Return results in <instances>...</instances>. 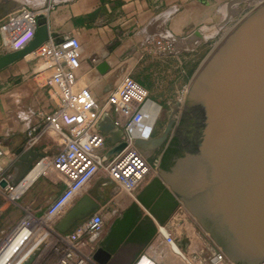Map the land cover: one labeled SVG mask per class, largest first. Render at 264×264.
<instances>
[{"label": "crops", "instance_id": "crops-1", "mask_svg": "<svg viewBox=\"0 0 264 264\" xmlns=\"http://www.w3.org/2000/svg\"><path fill=\"white\" fill-rule=\"evenodd\" d=\"M52 2L53 7L47 17L49 30L58 37L73 36L79 39L82 54L81 66L77 70V88L91 90L101 106L105 105L108 95L122 80L131 75V67L143 59L145 63L178 59L182 68L179 74L189 77L183 86L184 96L190 78L214 44L257 3L256 0ZM2 37L0 31V48ZM153 38L172 42L174 54L161 57L145 53V42ZM102 64H105V69L99 68ZM49 77L50 70L43 69L41 61L21 59L0 70V141L6 150L3 161L13 184L27 174L36 159H50L64 147V141L54 132L45 134L32 148L26 147L27 132L32 127L38 129L43 123L40 112L49 113L56 108L55 99L47 86ZM138 82L148 92H153L149 84ZM152 99L163 107L161 98ZM117 119L122 124L127 121L126 117L109 111L100 124L107 139L106 149L110 151L122 142L124 125H117ZM155 129L151 137H159L165 130L155 134ZM166 147L158 154L161 146L153 147L150 143L137 146L152 168L134 194L120 190L114 182L96 179L73 201L71 210L79 206L83 216L71 229L95 212L102 214L105 227L100 244L106 245L112 254L108 264H136L146 254L157 264H187L173 252L159 231L160 226L170 228L173 233L176 232L173 235L182 249L189 254L192 252L194 230L186 211L181 209L184 204L157 171ZM153 159L154 163L151 162ZM45 163L48 169L50 164ZM56 172L53 176L61 180L60 195L67 187V178ZM45 183L42 181L38 184L34 194L29 197V203L38 214L51 204L39 199ZM83 246L87 248L86 244Z\"/></svg>", "mask_w": 264, "mask_h": 264}, {"label": "water", "instance_id": "water-1", "mask_svg": "<svg viewBox=\"0 0 264 264\" xmlns=\"http://www.w3.org/2000/svg\"><path fill=\"white\" fill-rule=\"evenodd\" d=\"M38 23L30 44L0 55V70L47 40L48 18L40 17ZM174 136L179 150L167 170L162 160ZM149 143H168L158 173L229 259L264 263V0L214 44L163 133L135 142ZM126 145L121 142L110 153ZM80 210L72 208L58 229L73 226L83 216ZM111 256L106 245L94 253L101 264Z\"/></svg>", "mask_w": 264, "mask_h": 264}, {"label": "built area", "instance_id": "built-area-1", "mask_svg": "<svg viewBox=\"0 0 264 264\" xmlns=\"http://www.w3.org/2000/svg\"><path fill=\"white\" fill-rule=\"evenodd\" d=\"M52 3L50 0L45 8L38 10L23 7L3 19L0 31L4 45L9 46L12 51L30 44L36 36L39 18L48 17ZM143 51L167 57L174 54V44L161 38H153L145 42ZM81 54L79 39L73 36L58 37L49 30L47 40L23 58L28 62L41 61L43 69L50 70L47 86L56 102V108L51 112H40L43 123L38 129L32 127L27 132L26 147L35 146L48 132H54L62 138L64 147L50 159L41 158L37 165L43 161L52 165L67 178V187L44 212H28L10 230L0 244V264H29L32 255L44 244L46 247L51 246L52 251L58 254L54 264H101L94 258L95 251L101 245V233L105 227L101 213H93L73 229L71 226L60 231L58 225L71 210L76 196L93 180L114 182L120 190L134 194L152 168L135 142L151 137L161 106L158 104L160 110L150 126V106L157 103L150 98L148 90L131 75L122 80L108 95L105 105L101 106L91 90L77 88ZM109 111L127 118L124 124L120 119L115 121L117 125H124L122 142L127 143L118 153H110L106 149L107 139L100 129V124ZM5 156L6 150L0 141V194L8 192L13 195L20 181L18 184L12 183L3 161ZM3 180L7 181L5 187L1 185ZM181 209L187 211L183 205ZM159 231L173 252L187 264H235L216 243L212 245L208 242L206 246L192 250L189 254L179 245L170 228L160 226ZM11 245L14 246L11 255L2 261ZM144 257L155 262L146 254L136 264Z\"/></svg>", "mask_w": 264, "mask_h": 264}, {"label": "rangeland", "instance_id": "rangeland-1", "mask_svg": "<svg viewBox=\"0 0 264 264\" xmlns=\"http://www.w3.org/2000/svg\"><path fill=\"white\" fill-rule=\"evenodd\" d=\"M259 1L260 0H256V2ZM46 2L49 3V0H46ZM47 5L45 4V0H0V24L9 14L18 9L26 7L38 10L45 8ZM9 51H11V48L4 45L3 42L0 48V55L8 53ZM143 60L131 67L130 73L136 80L144 81L149 84L153 89V92H149L151 99L152 97L161 98L163 107L161 108V113L159 114V118L155 125V134H160L167 126L171 112L182 102L184 98L183 86L185 81H188L189 77H183L179 74V72L182 71V68L178 59L167 58L164 61L154 60L150 61V63H145ZM154 101L156 102V100ZM167 145L168 143L163 144L159 149L158 154L161 153ZM40 159H36L32 163L28 173L37 165ZM153 161L154 159L151 162ZM55 172L56 170L52 165L49 166L47 171L39 175L38 178L21 195H19V197L13 198V195L8 192H2L0 194V244L4 241L8 232L17 221L28 212H36L35 208L29 203V197L34 194V190H36L35 188L38 184H41L42 181L46 182L39 195L41 201L52 203V200L54 198L56 199V196L61 192V180L57 176H53V174L57 173ZM19 181L16 182V184H18ZM186 214L188 221L194 230L195 244L193 250L206 246L208 242L213 245L215 243L213 238L199 224L196 218L188 210L186 211ZM173 234H176V232ZM45 245L46 244L42 245L35 251L32 255V261L29 264H54L56 262L58 254L52 251L51 246L46 247Z\"/></svg>", "mask_w": 264, "mask_h": 264}, {"label": "bare ground", "instance_id": "bare-ground-1", "mask_svg": "<svg viewBox=\"0 0 264 264\" xmlns=\"http://www.w3.org/2000/svg\"><path fill=\"white\" fill-rule=\"evenodd\" d=\"M158 110H160V106L158 104H152L150 106V112H151V118L149 120V125L151 126L154 122V119L156 118V114L158 113ZM47 169V164L45 161L39 163L35 168H33L27 175H25L18 184V187L15 189L13 193V198L20 195L35 179L38 175L43 173ZM14 249V246L12 245L6 250V253L4 254L2 261L6 260L12 253ZM139 264H157L153 260L149 259L148 257H144L142 261Z\"/></svg>", "mask_w": 264, "mask_h": 264}, {"label": "trees", "instance_id": "trees-1", "mask_svg": "<svg viewBox=\"0 0 264 264\" xmlns=\"http://www.w3.org/2000/svg\"><path fill=\"white\" fill-rule=\"evenodd\" d=\"M172 145H174L173 142L168 147V149H167V151L163 157V160H162V167L164 169H167V170L170 169V167L173 165L172 159L178 153V150L176 148H174Z\"/></svg>", "mask_w": 264, "mask_h": 264}, {"label": "flooded vegetation", "instance_id": "flooded-vegetation-1", "mask_svg": "<svg viewBox=\"0 0 264 264\" xmlns=\"http://www.w3.org/2000/svg\"><path fill=\"white\" fill-rule=\"evenodd\" d=\"M173 142V144L174 145H172L174 148H176L177 150H179V139L177 138V137H173L172 139H171V141H170V144ZM170 144H169V146H170ZM176 156V155H175ZM174 156V157H175ZM174 157H173V159H174ZM172 159V160H173ZM236 264H250V263H244V262H236ZM262 264V263H261Z\"/></svg>", "mask_w": 264, "mask_h": 264}]
</instances>
